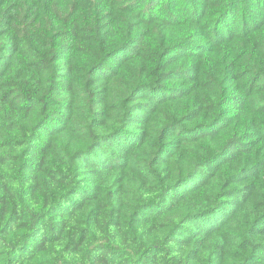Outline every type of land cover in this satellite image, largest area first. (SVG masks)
<instances>
[{
	"label": "trees",
	"instance_id": "trees-1",
	"mask_svg": "<svg viewBox=\"0 0 264 264\" xmlns=\"http://www.w3.org/2000/svg\"><path fill=\"white\" fill-rule=\"evenodd\" d=\"M0 264H264V0H0Z\"/></svg>",
	"mask_w": 264,
	"mask_h": 264
}]
</instances>
